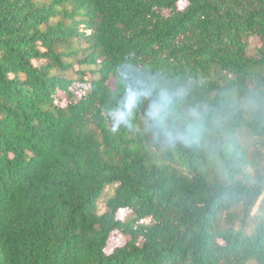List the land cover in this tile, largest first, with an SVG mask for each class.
<instances>
[{"label": "trees", "instance_id": "trees-1", "mask_svg": "<svg viewBox=\"0 0 264 264\" xmlns=\"http://www.w3.org/2000/svg\"><path fill=\"white\" fill-rule=\"evenodd\" d=\"M126 63L212 110L264 90V0H0V264H264V119L239 157L162 147Z\"/></svg>", "mask_w": 264, "mask_h": 264}, {"label": "clouds", "instance_id": "clouds-1", "mask_svg": "<svg viewBox=\"0 0 264 264\" xmlns=\"http://www.w3.org/2000/svg\"><path fill=\"white\" fill-rule=\"evenodd\" d=\"M120 78L125 87L124 107L128 119L133 118L134 105L147 100L145 130L151 132L162 147L207 146L210 134L216 133L217 138L211 142L214 150L239 157L248 139L242 129L232 125L236 114L264 119V90L251 89L234 102L212 110L204 102L188 103L191 91L188 86L169 83L159 76L139 74L131 63L120 66Z\"/></svg>", "mask_w": 264, "mask_h": 264}, {"label": "rangeland", "instance_id": "rangeland-1", "mask_svg": "<svg viewBox=\"0 0 264 264\" xmlns=\"http://www.w3.org/2000/svg\"><path fill=\"white\" fill-rule=\"evenodd\" d=\"M43 1H49V0H43ZM36 64H43L46 63V60L42 59V60H35L34 61ZM76 68H78V66H76ZM109 86L111 88H114V79L112 78L109 82H108ZM264 151V147L261 148ZM97 210L98 212H101L104 210V200L101 197L98 201V206H97Z\"/></svg>", "mask_w": 264, "mask_h": 264}]
</instances>
